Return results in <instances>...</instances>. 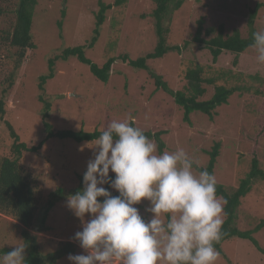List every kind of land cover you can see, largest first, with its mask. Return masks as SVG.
I'll return each mask as SVG.
<instances>
[{
	"label": "rangeland",
	"instance_id": "obj_1",
	"mask_svg": "<svg viewBox=\"0 0 264 264\" xmlns=\"http://www.w3.org/2000/svg\"><path fill=\"white\" fill-rule=\"evenodd\" d=\"M116 1L101 0L105 5ZM119 1L120 4L105 13L93 47L83 49L85 57L99 67L114 59L108 81L100 82L87 65L69 58L55 63L54 76L45 82L41 92L39 79L48 72V60L66 48L87 46L94 36L99 0H37L30 30L35 49L27 52L16 72L13 71L16 49L9 48L1 40L13 25L16 0H0V98L3 97L6 107L4 121L11 124L20 140L36 145L43 138V105L38 99L41 96L50 103L47 121L56 129L102 131L112 120H124L131 115L135 117V126L143 131L164 132L161 136L163 151L182 148L201 168L207 166L212 146L219 143L213 175L216 184L224 186L228 193L235 191L246 176L252 149H258L259 166L264 170V141L259 139L260 146L253 144L256 137L259 138V128L254 121L259 116L257 107L264 95V64L257 62L251 47L237 57L236 63H233L235 55L227 51L213 62L206 49L190 42L200 19L203 31L213 30L212 37L221 25L226 36L238 32L243 39L251 31L264 30V0H186L164 19L166 45L182 48L180 52H167L159 59L147 61L148 70L176 91L185 86L187 70L201 67L203 79L214 81V84H203L206 92L201 100L209 99L215 86L235 91L227 104L216 108L212 119L193 112L189 125L182 121V111L171 97L155 88L148 71L131 68L118 59L123 55L130 60L143 57L153 51L157 42L151 16L154 4L150 0ZM256 4L261 7L249 28V11ZM202 38L209 37L203 35ZM184 42H188L185 47L182 46ZM3 91H6L4 95ZM1 130L4 133L5 128ZM0 138H3L0 157L9 155L12 140L7 134ZM94 143L49 140L37 153L23 155L21 162L36 182L41 206L44 207L50 194L57 189L68 192L79 185V178L83 177L93 155L90 147ZM68 197L49 210L40 209L36 215L35 234L39 236L43 255L55 251L58 241L74 242L77 248L71 254H86L72 237L82 230V222L89 217L86 214L83 221L76 217L67 207ZM221 202L223 204V200ZM134 206L145 219H150L151 213L145 211L149 206L147 200ZM222 218L224 220V213ZM263 219L264 181L257 180L240 201L235 226L240 231H250ZM21 229L17 222L0 215V256L22 242ZM252 237L257 247L249 240L238 238L223 242L215 264H264L261 252L264 251V228L253 232ZM67 256L56 264H70Z\"/></svg>",
	"mask_w": 264,
	"mask_h": 264
},
{
	"label": "clouds",
	"instance_id": "obj_2",
	"mask_svg": "<svg viewBox=\"0 0 264 264\" xmlns=\"http://www.w3.org/2000/svg\"><path fill=\"white\" fill-rule=\"evenodd\" d=\"M256 60L264 64V30L252 33ZM112 120L95 140L82 189L66 204L78 218L87 214L72 239L86 254H69L70 264H215L222 238L223 204L216 178L182 148L158 152L134 124ZM114 174V178L109 173ZM109 185L119 195L113 196ZM98 198H103L99 201ZM142 200L151 213L145 219ZM226 203V202H225ZM27 245L18 243L0 264H25Z\"/></svg>",
	"mask_w": 264,
	"mask_h": 264
},
{
	"label": "trees",
	"instance_id": "obj_3",
	"mask_svg": "<svg viewBox=\"0 0 264 264\" xmlns=\"http://www.w3.org/2000/svg\"><path fill=\"white\" fill-rule=\"evenodd\" d=\"M155 8L153 9L151 16L154 20L155 33L157 42L155 48L145 56L136 60H130L126 55L120 56L118 59L127 64L131 68L137 70L148 71L149 77L153 80L155 88L166 93L175 105H177L182 111V121L186 124H190L189 116L193 112H199L209 119H212L217 107L227 104L228 98L235 92L234 90L227 89L224 86H215L212 96L207 100H201L204 96L206 89L203 87L204 83L214 84L213 80H204L202 77L203 71L201 67L196 66L193 69L187 70L184 75L186 82L182 90H171L167 84L161 79L160 76L152 73L148 70L147 61L155 60L163 57L167 52H180V46H167L165 40L166 29L163 28V21L166 19L170 11L178 10L184 1L186 0H150ZM37 4V0H16L14 6V22L11 29L5 32L3 40L4 45L9 48L16 49L13 53V71L16 72L20 65L26 59L27 52L31 49H35L32 44L30 30L32 25V17L34 15V8ZM120 4L117 0L114 4L105 5L99 0V10L95 15L96 28L93 31V37L87 46H77L64 49L59 55L53 56L48 60V72L39 79L38 89L43 92V85L49 79L54 76V65L57 61H67L69 58H75L78 62L88 66L91 74L100 82L106 83L108 81L114 59H109L102 66H97L87 59L84 55L83 49L85 47L92 48L97 40L99 34V27L103 24L105 19V13L110 10L114 5ZM261 7L260 4H256L255 7L249 11L248 27L252 28L257 11ZM0 13L2 10L0 8ZM203 20L200 19L197 24L195 35L190 42L202 46L206 49L213 62H216L218 57L223 51L230 52L235 55L233 63H236L237 57L244 53L250 45L253 43L252 33L249 32V36L245 39L241 38L238 32H234L231 36L224 34L223 26H219L214 37L210 36L213 30H205L202 28ZM209 38H202V36ZM188 45V42L183 43V47ZM10 85V83H9ZM6 91H3V95ZM39 102L43 105L41 111V129L43 138L36 145H28L22 142L18 135H16L11 124L4 121L6 114L5 104L3 97L0 98V137L5 138V134L12 140V144L9 148V155H3L0 157V215L7 217L17 222L22 229L20 231V237L22 242L27 245L25 254V264H56L62 257L73 253L77 245L71 241H58L55 251L43 255L41 253L38 237L35 233L36 215L40 209L49 210L55 203L75 194L78 190H81L82 178H79V185L63 192L62 189H57L50 194L46 204L41 206L40 192L37 189L36 182L32 179L30 171L23 165L22 158L26 153L35 154L43 145L49 140H68L74 143H91L99 137L101 131H71L56 129L48 120L50 103L42 99L39 96ZM259 114L258 118L254 121V124L259 128V138L253 141L254 146H260L259 139L264 141V95L261 103L257 107ZM5 128L4 133L1 130ZM144 134L151 140H154L158 146V152L163 151L164 144L161 141V136L164 134L162 131L151 133L149 131H143ZM3 138H0V147L2 146ZM220 144L215 143L212 146L210 152H208L209 161L206 167H197L196 171L207 169L210 174H213L216 158L219 154ZM258 150V149H257ZM257 150L252 149L251 160L249 170L246 176L240 180L235 191L228 193L224 186L216 184V194L223 200V213L224 220L222 225V238L214 245V247L221 254L220 246L223 242L232 239H244L249 240L257 247L256 241L252 237L253 232H257L264 228V219L261 220L252 230L240 231L235 226L236 211L240 205L241 199L250 191V187L253 181H264V170L260 169ZM114 178V174L109 175ZM110 189L109 185L105 186ZM110 191V190H109ZM113 196L119 195L118 192H111ZM102 201L103 198H98ZM226 202V203H225ZM40 231V226H37ZM43 227V226H41ZM40 233V232H38ZM4 252V251H3ZM264 254V251H262ZM5 253V252H4Z\"/></svg>",
	"mask_w": 264,
	"mask_h": 264
}]
</instances>
